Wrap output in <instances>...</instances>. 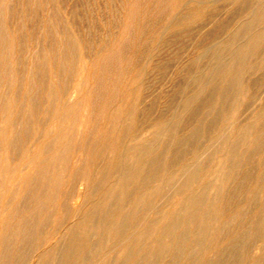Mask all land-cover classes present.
<instances>
[{
  "label": "rangeland",
  "instance_id": "rangeland-1",
  "mask_svg": "<svg viewBox=\"0 0 264 264\" xmlns=\"http://www.w3.org/2000/svg\"><path fill=\"white\" fill-rule=\"evenodd\" d=\"M263 7L2 0L0 264H264Z\"/></svg>",
  "mask_w": 264,
  "mask_h": 264
},
{
  "label": "bare ground",
  "instance_id": "bare-ground-1",
  "mask_svg": "<svg viewBox=\"0 0 264 264\" xmlns=\"http://www.w3.org/2000/svg\"><path fill=\"white\" fill-rule=\"evenodd\" d=\"M2 0H0V2H1ZM135 9V8H134ZM262 12H263V14H264V7H263V9H262ZM62 16V15H61ZM264 18V17H263ZM67 27V26H66ZM190 29V28H189ZM1 31V30H0ZM9 36V35H8ZM260 45V44H259ZM90 46V45H89ZM85 50V49H84ZM254 53V52H253ZM1 54V53H0ZM249 54V53H248ZM92 57V56H91ZM115 58V57H114ZM134 65V64H133ZM11 69V68H10ZM246 69V68H245ZM82 78V77H81ZM80 78V79H81ZM87 78V77H86ZM83 80V79H82ZM81 80V81H82ZM85 80V79H84ZM87 80H88V78H87ZM78 82H79V79H78ZM77 82V83H78ZM76 83V84H77ZM78 87V86H77ZM14 100H15V95L14 94H12L11 96H9V97H7V99H6V105H5V109L3 108V110H5L6 111V109L8 108L9 110H10V105L11 106H14L13 105V103H15L14 102ZM68 105V104H67ZM7 109V116L5 117V115L6 114H4V117H5V119H4V117H3V120H2V122L0 123V124H5L6 125V127L5 128H3L4 130H2L1 128V130H0V152H1V150L4 148H6V146H8L9 145V142H10V137L15 133V129H12L11 128V126L8 128V126L12 123V117H11V114L9 113V110ZM89 109V107L88 106H85L84 107V110L85 111H87ZM101 109V108H100ZM15 110V109H14ZM67 111H65L66 112V114L67 113H69V111H71V108H69V109H66ZM4 111V112H5ZM11 111V110H10ZM16 111V110H15ZM12 112V111H11ZM74 112V111H73ZM28 114V113H27ZM29 115V114H28ZM113 115V114H112ZM61 116V115H60ZM17 117V116H16ZM30 117V116H29ZM92 118V117H91ZM153 118V117H152ZM58 119H60V118H58L57 117V120ZM64 119V118H63ZM55 120V119H54ZM15 121H16V118H15V120H14V122L13 123H15ZM59 122H60V120H58ZM97 121V120H96ZM62 122V121H61ZM17 123V122H16ZM15 123V124H16ZM57 125V124H56ZM90 125V119H89V121L87 122V123H85V126H89ZM113 126V125H112ZM13 128H15V126L13 127ZM235 132V131H234ZM101 133H102V131H101ZM110 133V132H109ZM108 133V134H109ZM100 134V133H99ZM98 134V135H99ZM236 134V133H235ZM102 137L104 136V135H106L107 136V133L106 134H104V135H102V134H100ZM111 135V134H110ZM59 136V135H58ZM96 136V135H95ZM112 136V135H111ZM127 136V135H126ZM191 136V135H190ZM84 137V136H83ZM82 137V138H83ZM109 137V136H108ZM234 138V137H233ZM99 140V139H98ZM110 141V140H109ZM54 146H53V149H52V151H51V158H54V160H55V163H51L50 161L51 160H45V161H41V157L44 155V153L42 154V153H37V155L35 156V159H34V163L37 165V166H35V169L37 170L36 171V174H38L37 176H38V179H43V177H45L46 176V178H47V176L48 175H43L44 173L46 174V172L48 173L49 172V170L51 171V170H58L59 168H61L60 166H62L61 165V163H58V161L62 158L63 159V157L66 155L65 153L67 152V150H66V148L64 147L65 145H63L62 143H63V141H62V139H54ZM81 143V147H80V149L78 148L77 150L79 151H82V155L81 156H79V158H77L76 159V163H78V161L80 162V160L82 161V159H80L84 154H85V151H84V141H83V139H81V141H80ZM99 142V141H98ZM101 142V141H100ZM86 143V142H85ZM108 143H110V142H108ZM99 144V143H98ZM97 144V145H98ZM111 144V143H110ZM21 145V144H20ZM100 146V145H99ZM99 146H97L96 147V149H100L99 148ZM107 146V145H106ZM105 146V147H106ZM113 146V145H112ZM258 146V145H257ZM91 147V146H90ZM93 148V147H92ZM94 148H95V146H94ZM101 148H102V146H101ZM87 149V148H86ZM103 149V148H102ZM102 149H100V150H102ZM105 149V148H104ZM103 149V150H104ZM102 150V151H103ZM93 151V150H92ZM99 151V150H98ZM88 152V151H87ZM115 152V151H114ZM48 153V152H47ZM95 153H97V150H96V152ZM108 153V152H107ZM80 155V154H79ZM105 155V154H104ZM89 155H87L86 157H88ZM100 156V155H99ZM5 157V156H4ZM49 157V156H48ZM50 158V159H51ZM89 158V157H88ZM92 158H94V156L92 157ZM31 159H33V158H31ZM29 160V159H28ZM65 160H67V159H65ZM11 161V160H10ZM41 161V162H40ZM91 161H92V159H91ZM12 162V161H11ZM27 162V161H26ZM32 162V161H31ZM69 162V161H68ZM96 162V161H95ZM1 163H3V159L1 158V156H0V173H1V170H2V166L3 165H1ZM87 163V162H86ZM94 163V162H93ZM97 163V162H96ZM90 164H92L91 162H90ZM95 164V163H94ZM86 165H88V163L86 164ZM5 166V165H4ZM14 166V165H13ZM91 166V165H90ZM94 166V165H93ZM17 167V166H16ZM32 167V166H31ZM7 168V167H6ZM10 168V167H9ZM28 168V167H27ZM69 168V167H68ZM5 169V168H4ZM15 169V168H14ZM24 170H26V169H24ZM3 171H5V170H3ZM13 171V170H12ZM8 172V171H7ZM16 172V171H15ZM25 172V171H24ZM12 173H14V172H12ZM16 173H18V172H16ZM77 174V173H76ZM246 174V173H245ZM14 175V174H13ZM68 175V174H67ZM30 177V176H29ZM81 177V179H80V186H83L84 188H85V192H84V194H83V196H87V194L89 193L90 194V192L89 191H91L90 190V178L85 174V175H81L80 176ZM250 178V177H249ZM9 179V178H8ZM7 180V179H6ZM34 181H37V180H35V179H33ZM52 181V180H51ZM8 182V181H7ZM41 182V181H40ZM263 182V181H262ZM2 183V179H1V177H0V184ZM46 183V182H45ZM92 183V182H91ZM93 184V183H92ZM3 186V185H2ZM78 186V185H77ZM27 188H28V186H27ZM26 188V189H27ZM18 189V188H17ZM83 189V188H82ZM82 189H80V190H82ZM92 189V188H91ZM19 190V189H18ZM32 190V189H31ZM79 191V190H78ZM77 191V192H78ZM36 192V191H35ZM76 192V193H77ZM10 193V192H9ZM43 193V192H42ZM9 195V194H8ZM15 195V194H14ZM92 195V194H91ZM11 196H13V195H11ZM10 196V197H11ZM9 197V196H8ZM9 197V198H10ZM49 197V196H48ZM33 198V197H32ZM7 199V198H6ZM5 198H4V200H6ZM26 199V198H25ZM40 199V198H39ZM15 201H17V200H15ZM14 201V202H15ZM231 201H233V200H231ZM4 202V201H3ZM10 202V201H9ZM36 202V201H35ZM16 204V203H15ZM19 204V203H18ZM23 204V203H22ZM36 204V203H35ZM2 205H3V203H2ZM11 205V204H10ZM13 205V204H12ZM1 206V205H0ZM3 206H5V205H3ZM204 206V205H203ZM9 207V206H8ZM56 208V207H55ZM59 208V207H58ZM57 208V209H58ZM228 208H230V207H228ZM232 208V207H231ZM50 209V208H49ZM49 209H47V210H49ZM54 209V208H53ZM6 210V209H5ZM55 210V209H54ZM60 210V209H59ZM78 209H76L75 211H77ZM42 211H45V210H42ZM12 212H14V211H12ZM19 212V211H18ZM17 213V212H16ZM73 213H75V212H73ZM200 213H202V212H200ZM241 213V212H240ZM18 214V213H17ZM196 214V213H195ZM203 214V213H202ZM74 215V214H73ZM1 216V215H0ZM191 216V215H190ZM201 218H202V215H199ZM209 215H206V218L207 219H209V217H208ZM237 216V215H236ZM4 217V216H3ZM197 217V216H196ZM19 218H23V214H19V215H14L13 216V218H11L10 219V217H9V219L5 222V224L4 225H0V229H2L3 231H6L7 229H10L11 227V225H12V223L14 222V221H18L19 220ZM27 218V217H26ZM200 218V219H201ZM195 219V218H194ZM196 219H198V218H196ZM75 220V219H74ZM202 220H204V216H203V218H202ZM13 221V222H12ZM264 221V220H263ZM2 222V221H1ZM45 222V221H44ZM47 222V221H46ZM45 222V224H47ZM198 223V222H197ZM196 223V224H197ZM201 223V222H200ZM50 224V223H49ZM198 225V224H197ZM259 225V224H258ZM261 225V224H260ZM35 226V225H34ZM41 227H45V226H41ZM198 228V227H197ZM196 229V227H194V230ZM202 229V228H201ZM255 230H256V228H254ZM30 230H32V228L30 229ZM34 230H35V228H34ZM117 230H118V228H117ZM201 231V230H200ZM27 232H29V230L27 231ZM186 231H184V233H185ZM195 232V231H194ZM24 233V232H23ZM26 233V232H25ZM30 234H32V232H29ZM196 233V232H195ZM27 234V233H26ZM29 234V235H30ZM254 234H255V232H254ZM257 234V233H256ZM13 235V234H12ZM28 235V234H27ZM210 235V234H209ZM23 236V235H22ZM21 235H16L15 237H17V238H19V239H21V237H22ZM179 236V235H178ZM121 237V236H120ZM253 237V236H252ZM16 238V239H17ZM18 239V240H19ZM179 239V238H178ZM192 239V238H191ZM7 240H9V237H6V236H4V237H2L1 239H0V244H3L4 242H6ZM12 240V239H11ZM182 240H184V239H182ZM91 241V240H90ZM181 241V240H180ZM200 241V240H199ZM194 242V241H193ZM197 242H198V240H197ZM177 243V242H176ZM175 243V244H176ZM178 243H180V242H178ZM13 244V243H12ZM11 244V245H12ZM33 244H34V242H33ZM182 244H185L186 245V242L185 243H182ZM178 245V244H177ZM181 245V244H180ZM190 245V244H189ZM188 245V246H189ZM191 245H192V247H191V250H192V252H193V249L194 248H196V250L195 251H197V249H198V247H200V245L199 244H195V242L194 243H191ZM179 246V245H178ZM187 246V247H188ZM181 247H183V246H181ZM185 247V246H184ZM169 248V247H168ZM161 249V248H160ZM182 249V248H181ZM184 249V248H183ZM194 251V252H195ZM177 252V251H176ZM176 252H174V253H176ZM191 252V253H192ZM199 252V251H198ZM176 254H178V253H176ZM124 256V255H123Z\"/></svg>",
  "mask_w": 264,
  "mask_h": 264
}]
</instances>
